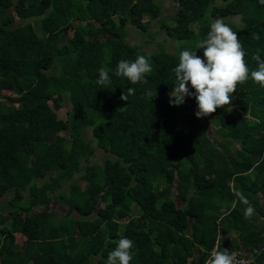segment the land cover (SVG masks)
<instances>
[{"label": "trees", "instance_id": "obj_1", "mask_svg": "<svg viewBox=\"0 0 264 264\" xmlns=\"http://www.w3.org/2000/svg\"><path fill=\"white\" fill-rule=\"evenodd\" d=\"M175 2L173 25H160L183 42L171 55L159 43L142 52L125 42L128 24L145 32L144 17L159 19L153 0H0V99L15 96L0 106V197L11 194L0 214V264H106L121 237L134 242L130 264H206L213 246L254 249L252 264H264V224L255 223L264 217V86L238 84L232 104L206 117L226 141L217 144L194 115L195 99L170 106L168 95L179 52L195 50L217 18L237 32L255 70L257 49L264 60V4ZM234 16L239 26L228 21ZM138 55L153 66L147 83L114 74L120 60ZM101 68L110 84L97 83ZM130 87L134 95L121 100ZM64 96L69 108L60 120ZM93 142L107 156L102 165L87 164ZM81 170L79 187L72 177ZM171 189L182 207L168 197ZM237 192L254 207L250 218ZM53 200L79 219L53 224L52 211L37 210Z\"/></svg>", "mask_w": 264, "mask_h": 264}, {"label": "clouds", "instance_id": "obj_2", "mask_svg": "<svg viewBox=\"0 0 264 264\" xmlns=\"http://www.w3.org/2000/svg\"><path fill=\"white\" fill-rule=\"evenodd\" d=\"M264 4V0H259ZM252 38L259 40V34L253 33ZM183 42H177L180 47ZM202 50L203 56L197 55ZM257 49L252 59L258 64L255 70L250 69L245 59L247 53L237 35V32L225 23L223 18L212 21L206 36L195 43V50L184 48L179 52V62L172 69L177 85L169 95L170 106H180L186 98L196 101L197 119L207 117L218 108H225L232 104V95L237 85L252 79L264 86V60ZM153 71L149 57L138 55L135 60H120L115 69L117 77H125L132 84L147 83L146 74ZM97 83L106 85L111 83L109 71L99 69ZM191 89V90H190ZM135 89L128 88L120 99L127 101L128 96L134 95ZM157 94V93H156ZM156 96V95H155ZM230 111V110H229ZM239 201L246 205L244 215L250 218L254 214V207L241 192L236 193ZM134 242L127 237H121L116 247L107 255L106 264H130L133 259ZM207 264H237L235 255L225 248L215 249Z\"/></svg>", "mask_w": 264, "mask_h": 264}, {"label": "rangeland", "instance_id": "obj_3", "mask_svg": "<svg viewBox=\"0 0 264 264\" xmlns=\"http://www.w3.org/2000/svg\"><path fill=\"white\" fill-rule=\"evenodd\" d=\"M154 3L158 6L157 1L159 0H153ZM173 3H170L168 0H165L164 2L162 0H160V5L162 8V12L160 13V17L159 19H150L149 17H145L144 18V22L148 23L146 27V31L142 32L139 30H136L135 28H133L132 26H130L129 24L126 26V31H128V35H126V43L129 44L131 47H136L139 51L142 52H154V50L156 48H158V43L161 44L159 45V49H161L163 52L167 53V54H171V55H175V47H177L176 41L170 40L166 37L165 32L163 29H161L160 25H165L170 27V25H172V19L174 17L173 13L175 12V10H177L178 4H176L175 0H173ZM167 7H166V6ZM215 5L217 6H221V0H215ZM159 7V6H158ZM160 11V9H159ZM167 11L169 13H167ZM163 16V17H162ZM14 19H16L15 15L13 14ZM166 18V19H165ZM168 19V20H167ZM228 21L234 25V26H239L240 22H239V18L238 16H234L230 19H228ZM30 22H32L30 20ZM196 24L192 25L193 29H196ZM68 36H70V33L72 31V28H68ZM38 36H41L40 33H38ZM5 96H7V98H2L0 99V106L3 105L4 107L2 108H6L12 104L11 99L15 98V96L11 95L10 93H4ZM10 98V99H8ZM69 108V101L67 99L66 96L63 97V101H62V107L55 111L56 117L57 119L60 120H64L66 118V111ZM202 122L205 124L206 126V136L209 140H211V142L213 144H217V142H221L223 140V142L225 141V139H223L220 135L217 134L216 130V126L213 124H210L207 121L206 117L201 118ZM62 136L66 137L67 133H62ZM84 136L86 139H91V134H90V130H85L84 131ZM221 140V141H220ZM226 142V141H225ZM93 149H94V154L91 158H89L87 164L88 165H102L104 159L107 157L105 154L102 153L101 150H99L94 142L92 143ZM230 151H233L234 149L238 148L237 144H231L228 146ZM82 165V164H81ZM83 170H81L80 172H78L77 174H75L72 177L73 182H75L79 187H81L83 185V182L81 181L80 175L82 173ZM54 172L49 173V176H53ZM41 181H38L37 184H40ZM176 184V182H175ZM164 186V184L162 183L160 185V188H162ZM61 189H66V186H63ZM60 189V190H61ZM11 197L10 193H7L5 196L0 197V214H2L3 209L5 210L4 212L6 213V209L7 207L5 206L6 201ZM168 197L174 202V204L177 207H182L184 205V203L178 199V197L176 196V193L173 189L170 190V193L168 195ZM26 204V199H22L21 201L18 202L17 206L20 207H24ZM260 204H261V200H260ZM100 204L97 205V208L99 207ZM102 207V206H101ZM39 210H44V211H52V215H51V222L53 224H57L58 221L61 220V218L63 217H68V218H73V219H79L78 215L74 212L71 211L68 212L67 206L64 205L61 202H57V201H51L50 204L46 207H39L37 209ZM132 215H136L138 210L135 207H132ZM4 215V214H2ZM7 219V216H6ZM66 220V219H65ZM68 221V219H67ZM257 225L260 226L264 223V217L263 218H258L256 221ZM5 224V221L3 223V225ZM2 225V226H3ZM6 226L9 227V222L6 223ZM189 232L187 231V234ZM16 243L19 245L23 244V240L17 236L16 239ZM95 262V258H92L89 264H93Z\"/></svg>", "mask_w": 264, "mask_h": 264}, {"label": "built area", "instance_id": "obj_4", "mask_svg": "<svg viewBox=\"0 0 264 264\" xmlns=\"http://www.w3.org/2000/svg\"><path fill=\"white\" fill-rule=\"evenodd\" d=\"M215 249H216V246H213V248L210 252V255H209V259L211 257L212 252ZM256 252L257 251L254 249L252 250V253L249 251H246L244 249H235L234 251L231 252V254L235 255V259H236L237 264H252L254 261V257L252 256V254L253 253L255 254ZM207 261H206V264H207Z\"/></svg>", "mask_w": 264, "mask_h": 264}, {"label": "crops", "instance_id": "obj_5", "mask_svg": "<svg viewBox=\"0 0 264 264\" xmlns=\"http://www.w3.org/2000/svg\"><path fill=\"white\" fill-rule=\"evenodd\" d=\"M163 2L165 1V0H162ZM170 3H173L174 1L173 0H168ZM165 3V2H164ZM157 4H158V6H159V9H160V11H159V17H160V13L162 12V8H161V5H160V0L159 1H157ZM166 6V5H165ZM167 7V6H166ZM167 13H169L168 11H167ZM175 13H176V10H175V12L173 13V15H175ZM148 17V16H147ZM163 17V16H162ZM145 18V17H144ZM166 19V18H165ZM171 19H173V18H171ZM168 20V19H167ZM172 25H173V23H172ZM172 25H170V26H172ZM260 202V201H259ZM3 211H4V209H3ZM2 211V214H4L5 212H3ZM5 215V214H4ZM255 223H256V221H255ZM264 224V223H263ZM14 238L15 239H17V234H14ZM16 242V241H15ZM30 264V263H29Z\"/></svg>", "mask_w": 264, "mask_h": 264}]
</instances>
